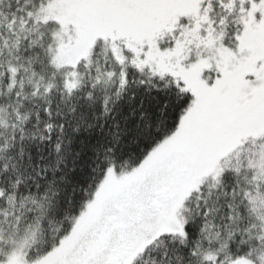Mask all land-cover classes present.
I'll return each instance as SVG.
<instances>
[{
	"label": "snow or ice",
	"instance_id": "obj_1",
	"mask_svg": "<svg viewBox=\"0 0 264 264\" xmlns=\"http://www.w3.org/2000/svg\"><path fill=\"white\" fill-rule=\"evenodd\" d=\"M0 264H264V0H0Z\"/></svg>",
	"mask_w": 264,
	"mask_h": 264
}]
</instances>
